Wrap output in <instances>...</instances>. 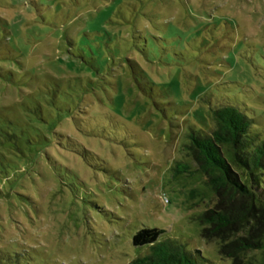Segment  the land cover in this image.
I'll list each match as a JSON object with an SVG mask.
<instances>
[{
	"label": "rangeland",
	"instance_id": "1",
	"mask_svg": "<svg viewBox=\"0 0 264 264\" xmlns=\"http://www.w3.org/2000/svg\"><path fill=\"white\" fill-rule=\"evenodd\" d=\"M223 104L264 140V0H0V258L128 264L158 228L230 264L190 149Z\"/></svg>",
	"mask_w": 264,
	"mask_h": 264
},
{
	"label": "trees",
	"instance_id": "2",
	"mask_svg": "<svg viewBox=\"0 0 264 264\" xmlns=\"http://www.w3.org/2000/svg\"><path fill=\"white\" fill-rule=\"evenodd\" d=\"M213 118L210 134H190V149L217 198L199 217L202 238L216 242L230 264H264V140L253 118L234 106L221 105ZM164 235L158 228L138 231L133 244L149 253L128 264H208ZM17 260L0 258V264H30Z\"/></svg>",
	"mask_w": 264,
	"mask_h": 264
}]
</instances>
